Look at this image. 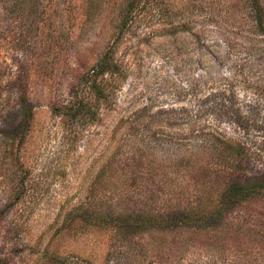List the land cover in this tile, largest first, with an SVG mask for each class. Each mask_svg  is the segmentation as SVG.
Wrapping results in <instances>:
<instances>
[{"label":"rangeland","instance_id":"rangeland-1","mask_svg":"<svg viewBox=\"0 0 264 264\" xmlns=\"http://www.w3.org/2000/svg\"><path fill=\"white\" fill-rule=\"evenodd\" d=\"M130 1L97 0V10L89 17L88 0H58L40 29L35 16L28 35L41 55L32 63L24 50L13 46L23 36L22 28L8 27L6 18L0 22V126L9 117V95L16 99L19 93L17 88L10 91L8 77L25 66L31 72L34 110L26 141H9L0 134V209L9 208L0 219V257L12 264H61L50 259L54 253L64 264H264L261 196L209 233L185 230L184 240L163 231L118 235L86 226L67 229L69 210L116 202L120 186L129 185L133 173L158 181L141 186L145 192L152 186L169 188L168 181L188 186L192 178L175 165L181 158L206 163L212 155L203 141H174L173 148L168 141H149L154 130L177 135L190 129L178 122L167 124L170 118L163 110L193 109L200 77H211L210 87L242 65L241 73L251 71L255 80L264 73V42L253 33L246 0H141L132 27L121 35ZM109 46H114L120 65L108 81L112 94L102 102L98 119L72 125L53 112V103L70 98L75 78ZM143 107L145 114L164 116L167 126L156 123L147 137H139L132 120ZM221 128L240 139L255 168L261 167V130L247 132L233 124ZM99 176L113 179L99 184ZM178 195L171 192L174 199ZM215 197L208 193L205 199L214 203Z\"/></svg>","mask_w":264,"mask_h":264},{"label":"trees","instance_id":"trees-1","mask_svg":"<svg viewBox=\"0 0 264 264\" xmlns=\"http://www.w3.org/2000/svg\"><path fill=\"white\" fill-rule=\"evenodd\" d=\"M140 1L129 2L119 26L121 35L132 27ZM246 1L253 14V33L257 38H263L264 42V1ZM54 4H59L58 0L53 2L52 0H0V22L4 24L6 18L8 20L5 24H8V27L20 26L23 30V36L17 38V42L12 41L9 36L4 39L7 41L11 38L10 40L14 42L13 46L24 50L27 60L31 63L35 56L41 55L35 51L36 40H31L28 35L35 26L33 21L35 16L40 18L36 24V28L40 29L48 17L50 7ZM97 7V0H88L89 17L93 16ZM114 53V46H109L97 60L88 65L84 72H80L72 84L70 98L67 101L54 102L53 112L63 115L69 123L77 126L82 122L98 119L102 102L108 100L112 94L108 81L120 71ZM242 69H244L243 65L233 73L231 71L223 73L219 81L210 87H207L210 82L207 79L211 77L203 76L204 79L200 77V82L196 79L193 91L196 103L193 109L189 106H182L179 109L171 106L163 110L170 118L166 120L167 124L174 126L175 122H178L189 125L190 129L187 133L166 135L154 130L149 135L151 137L149 141H168L170 142L168 147L172 148L176 147L175 143H172L174 141H182L176 143L178 145L185 144L184 141L204 142L202 147H206L211 153V161L195 164L187 162L188 160L185 162L184 158H181L175 165L176 169L179 165L178 169L182 175L188 172L189 177L192 178L189 185L185 186L188 188L182 183L177 185L168 181L169 188L160 185V190L152 186L147 187L145 192L140 189L141 186L149 183L159 185L158 181L153 176H138L133 173L129 177L130 181L125 180L129 185L124 182L125 184L120 186L116 202L102 201L100 205L96 204L86 209L76 207L69 210L67 229L86 226L101 231L115 230L118 235L163 231L171 233V238L177 236L179 240H184L186 238L182 235L185 230L209 233L215 227H220V223L227 222L239 207L252 202L257 197L264 198V162H259L261 167L255 168L256 163L252 161L245 144L240 139L231 137L221 128V125L233 124L236 128L247 132L261 130L264 134V85H261L264 81V73L258 81L253 78L255 76L253 72L241 73ZM30 77L28 66L8 77L10 91L15 88L19 91L16 99L12 98V94L9 95V117L6 123L0 126L1 136L9 141H26L33 127L34 110L29 100ZM245 91H250L246 93L251 95H247ZM145 111H147L146 107L141 108L139 114L132 120L133 125L138 129L139 137H147L145 135L150 132L152 125L159 123L161 126L165 121L164 116L157 112L145 114ZM141 117L147 120L146 123L141 122ZM173 117L175 118L172 119ZM207 118L211 122L203 121ZM262 136L264 138V135ZM105 177H97L98 183L106 181V184H110L113 178ZM131 190L133 193L128 195ZM172 191L178 192V198L171 197ZM208 193L216 196L214 203H208L209 198L205 199ZM8 210V207L0 209V219ZM50 259L64 264L55 253ZM0 260L1 264H12L8 258L0 257Z\"/></svg>","mask_w":264,"mask_h":264}]
</instances>
